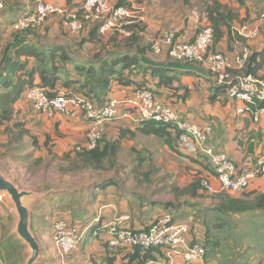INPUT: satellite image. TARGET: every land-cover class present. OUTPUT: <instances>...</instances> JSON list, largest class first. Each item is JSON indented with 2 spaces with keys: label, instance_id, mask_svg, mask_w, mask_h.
I'll list each match as a JSON object with an SVG mask.
<instances>
[{
  "label": "crops",
  "instance_id": "crops-1",
  "mask_svg": "<svg viewBox=\"0 0 264 264\" xmlns=\"http://www.w3.org/2000/svg\"><path fill=\"white\" fill-rule=\"evenodd\" d=\"M15 1L18 2L19 0H5L4 6L2 3L3 0H0V3L3 5V8L0 9V23L2 25L9 26L7 20L10 17L20 18L31 10L30 6L23 9L18 7L19 10L8 13V17V7L11 2ZM20 1L23 4L29 5L30 0ZM65 1L67 0H45L44 2L65 7ZM113 1L116 3L112 4L117 6L118 0ZM185 1L178 0L181 4L177 6L173 0H125L126 5L123 7L128 9L129 16L125 19L122 30L119 32H110L106 35L100 34V36L106 41L116 37H118V41H121L135 35V31H139L138 27L140 25L142 26L143 32L137 33L138 36L144 35L148 40L152 38L154 40L172 29H180L189 39H193L207 25V21L202 11H193L188 14L189 8ZM78 2V0H70L69 3L76 4ZM252 2V0H246V6H241L237 0H233L230 4L235 12L239 14L240 22L236 23L237 27L246 26L250 30L254 29L258 31V35L252 39L242 37V39L230 41L228 34L224 37L218 49L232 61L236 53L241 52L245 48L251 51H259L264 48V21L258 18V12L260 10H255L252 7ZM76 6H80V4ZM6 14L7 18L5 17ZM240 23L244 24L240 25ZM85 31L80 33L68 32L70 37L76 38L80 34L85 36L88 32L87 30ZM41 33L48 34V31H41ZM146 58L153 62L164 64L172 63L173 61L170 59L167 50H164L160 55H156L153 53L151 47ZM185 71L184 69H176L173 71L174 75L179 79V82L175 86L181 87V90L175 96H172L171 91L160 88L158 89L160 93L155 95L156 100L165 105L172 106L183 119L197 124L201 129L210 126L212 128V134L209 138L208 145L216 151L226 153L235 161L238 167L256 166L259 160L264 159V113L258 115L248 111L240 113V110L244 108L245 104L241 101L232 100L226 95H222L213 101L212 99L215 96V78L207 76V74H192L186 73ZM260 76L264 78V70L260 73ZM148 78L150 79V74ZM154 89L157 90V87ZM134 92L135 87L121 88L114 86L112 93L107 96L106 100L110 98L122 100ZM168 96H170L169 99H167ZM177 97H179V100ZM105 101H94V103L96 105H102ZM21 109L27 115V120L30 122L29 127L34 134L42 138L45 134L50 135L53 150L55 140L62 142L58 143L61 144L59 147L62 151H73L79 146H86L87 133L91 128V123L81 113L75 116L58 114L50 119L26 103L21 105ZM139 121L138 116L134 115L130 118L109 122L106 126L103 140L115 141L120 139L123 131L130 130L135 132V136L127 134L126 138L122 140L123 151L130 149L133 153H136L132 158L133 162H137L138 165L142 162L143 166H148V173L146 175L148 180L158 179V183H156L158 186L154 185L155 183L152 184L149 182L150 185H154L151 188H149V185L147 187L150 197L159 195L160 192L165 190H174V194H177L176 190L178 191L180 189L183 191L199 179L206 180L213 185L216 189L214 195L226 194L217 192L219 184L212 167L204 157L185 155L179 152L176 147L173 148L164 144L162 140L154 135H144L138 132ZM163 180H165V184L160 185ZM134 181L137 183V176H135ZM252 192L264 193V177L254 181L246 193ZM195 193L196 195H201L202 191L199 189ZM138 195L139 193L136 191L129 192L122 189L119 185H111L105 189L94 187L82 192L83 197H81V202L86 207V212H89L84 217L87 220V224L81 225L72 219L66 217L61 218L67 219L72 225L82 229L87 228L88 230L85 232L86 238L83 244L87 245L89 242L95 241V252L100 253L102 257L106 254V244L109 240V236L102 230V227L124 216L130 217V220L124 223L125 226L143 230L148 228L152 224L151 222H154L159 217L171 213L178 222L186 223L191 227V234L189 236L191 242H202V239H205L203 228L198 224H201V222L198 221L195 211L192 212V217L188 218V220H183L181 216L183 215L182 209L184 207L172 208L158 205L157 203H149V201L145 202L139 199ZM187 195H194V193L190 191ZM229 195L238 197L242 194ZM44 198L41 199L43 200ZM66 198H71L70 201H67L69 203L75 202V199H72L74 198L73 195ZM53 202L52 204L56 207L52 206V208L56 210L51 221L55 223L60 219L58 218L60 209L58 210L57 206H61V203L60 200H54ZM35 207L32 208V211ZM91 208H94V210ZM201 208H203V205H201ZM152 213L153 215L151 216ZM98 219L99 222H96ZM96 226L101 229L94 232L90 231ZM150 253L152 254L151 259L142 264H149L151 262L154 264H170L165 249L153 250ZM123 255H117L116 264H128V261L122 262ZM102 257H100L98 264H104ZM173 263L182 264V257H175ZM92 264H96V262H92ZM133 264L139 263L133 262Z\"/></svg>",
  "mask_w": 264,
  "mask_h": 264
},
{
  "label": "trees",
  "instance_id": "trees-1",
  "mask_svg": "<svg viewBox=\"0 0 264 264\" xmlns=\"http://www.w3.org/2000/svg\"><path fill=\"white\" fill-rule=\"evenodd\" d=\"M32 1L35 4H30L31 10L35 8L38 2L37 0ZM232 1L202 0L201 2V11L207 21L206 26L211 27L214 31V40L209 49V55L224 54L219 51L218 46L227 34L230 41L242 39V37L234 33L237 27L236 23L240 22V18L239 14L230 5ZM245 1L237 0L241 6L245 5ZM252 1V7L255 10H260L258 18H261L264 14V0ZM185 2L189 6L190 1L186 0ZM22 5L25 4L20 0L11 2L7 14L17 11L19 8L23 9ZM125 5V0H118L116 7ZM75 8L80 9V6ZM7 14L5 15L6 18ZM18 19L10 17L7 20L9 26L0 23V135L6 136V147L9 150L16 149L19 154H25L28 148L32 149L33 153L37 151L43 152L44 150L53 152L50 135L45 134L42 138L34 134L29 127L30 122L27 120V115L21 109V105L24 103L28 104V106L31 105L27 95L32 89L43 90L49 99H55L62 93L69 95L78 94L94 103V101H105L107 96L112 93L114 86L121 88L135 87V90H150L154 95L160 93L158 89L164 88L171 91L172 96H175L181 90V87L175 86L179 79L174 75V70L184 69L186 73L206 74V70L197 64L176 61L164 64L153 62L146 58L150 51L140 43L141 39L137 34L143 32L140 25L138 27L139 31L136 30V34L129 38L121 41L117 39L106 41L100 36L99 29L101 24L91 23L86 26L85 30L88 32L85 36L62 43L54 40L48 41L46 37L48 34H42L41 31L36 30L38 28L15 31L13 26ZM59 19L64 26L63 19ZM243 24L240 23V25ZM86 49H90L88 54H85ZM263 70L264 48L259 51L250 50L249 58L245 62L244 68L231 70V75L233 78L241 75H250L264 79L260 76ZM206 72L207 76L215 78L211 73ZM149 74L150 79L148 78ZM214 84L215 96L212 99L213 101L222 95L228 96L227 87L219 86L216 78L214 79ZM155 87H157V90L154 89ZM169 98L170 96L167 97V99ZM177 99L179 100V97ZM259 108L263 109L264 103L259 104ZM138 132L144 135H154L162 140L164 144L173 148L176 147L179 151L178 131L173 126L152 120H140ZM127 134L135 136V132L130 130L123 131L120 139L115 141H105L103 136L102 141L95 149L81 148L77 150L78 148H75L65 156L56 158L63 163L65 162L64 165L59 167L61 174H81L83 172L100 174L107 170V165L114 169L124 150L122 140L126 138ZM33 153L25 154L22 158H32ZM45 160L42 154L37 156L34 161L35 168L41 170L46 163ZM142 167L143 163L141 162L135 172L140 171ZM202 181L200 179L195 181L189 188L180 191V195L198 197L199 195H196L195 192L202 186ZM97 185L98 183L95 185L92 183L89 185L90 187L78 193L90 190L95 186L98 189H105L111 185L118 184L114 180H109L106 184L101 185L100 183ZM54 188L53 184L49 182H43L41 185L32 187L35 192L45 194L41 204L37 205L33 211L43 218L46 227L49 225L47 223L52 220L56 210L52 208V202L73 195L69 190H54ZM190 191L194 195H187ZM176 192L178 193L177 190ZM241 194L248 195L250 193ZM251 197H255L254 205L229 194L217 195L221 204L219 208L224 213L264 211V194L258 197L257 192H252ZM185 204L184 206L189 205L187 202ZM166 206L172 207L173 205L169 203ZM96 230L98 231L99 227H93L90 231L94 232ZM45 231L46 229H42L43 233ZM121 251L115 252L106 244V254L102 257V262L104 264H116L117 255L124 254L122 262L128 261V264H133V262L142 264L151 259L152 254L150 252L153 250H143L140 247H135L129 251Z\"/></svg>",
  "mask_w": 264,
  "mask_h": 264
},
{
  "label": "built area",
  "instance_id": "built-area-1",
  "mask_svg": "<svg viewBox=\"0 0 264 264\" xmlns=\"http://www.w3.org/2000/svg\"><path fill=\"white\" fill-rule=\"evenodd\" d=\"M2 8L0 3V9ZM128 16V9L116 7L112 0H80V9H68L39 0L34 9L16 21L13 29L23 31L39 28L48 19L59 17L63 19L64 27L73 33L85 31L86 26L91 23H100V34L106 35L121 31ZM261 19L264 21V14ZM234 33L248 39L258 35L257 30H250L246 26L236 27ZM213 40L214 31L209 26L203 27L193 39H189L180 29H173L155 38L151 49L156 55L167 50L173 61L203 67L216 78L219 86L227 87L230 99L245 104L240 113H264V108H259V104L264 103V79L250 75L233 78L231 75V70L244 68L250 50L245 48L236 53L233 61L225 54L209 55ZM27 98L36 111L50 119L58 114L75 116L81 113L91 123L86 146H79L77 150L95 149L102 141L109 122L137 115L140 120H152L175 127L178 131L179 151L185 155L202 156L207 160L219 184L218 193H245L254 181L264 177V159L259 160L256 166L238 167L226 153L216 151L208 145L212 134L210 126L201 129L197 124L183 119L172 106L158 102L150 90H135L125 99L111 98L102 106H97L78 94L62 93L55 99H49L41 89L30 90ZM202 187L210 194L216 193L213 185L206 180L202 181ZM2 202L0 198V203ZM129 220L128 216L120 217L102 227L109 236L107 244L111 250L129 251L135 247L143 250L165 249L170 264H174L177 256L182 257V264H207L204 245L191 242V227L178 222L173 214H164L143 230L125 226L124 223ZM86 230L88 229H82L70 224L67 219L60 218L54 224L53 241L57 246L60 245L63 256L70 255L77 252L85 242Z\"/></svg>",
  "mask_w": 264,
  "mask_h": 264
},
{
  "label": "rangeland",
  "instance_id": "rangeland-1",
  "mask_svg": "<svg viewBox=\"0 0 264 264\" xmlns=\"http://www.w3.org/2000/svg\"><path fill=\"white\" fill-rule=\"evenodd\" d=\"M78 1L79 2L76 4H71L69 3L70 0H67L65 1V7L71 9L77 4H80V0ZM173 1L177 6H180L181 3H179L178 0ZM189 1L188 14L193 11L201 12L202 0ZM2 3L5 6V0H3ZM31 3L35 4V2L31 0L29 1V5L25 4L22 5V7L30 6ZM112 3L115 4L116 2L113 1ZM36 30L48 31V35L46 36L48 41L54 40L66 43L74 39L69 36V30L61 24L60 19L57 17L48 19ZM146 33H148V31H146ZM81 37H83V34L77 35L76 39H80ZM117 38L118 37L113 39ZM140 39V43L150 51V45H152L153 38L148 40L146 36L141 35ZM89 52L90 49L85 50V54H88ZM205 73L207 74L206 71ZM31 106L33 107L32 103ZM6 141V136L0 135V171L20 189L34 191L32 189L34 185H41L43 182H49L55 187L54 190L66 189L73 194L74 198L72 199H75L74 203L67 202L70 201L71 198L60 199L61 206H57V209H60L58 218L66 217L81 225L87 224V220L84 217L85 214H89V212H86V207L82 204L83 202H81V197H83L82 193L80 194L78 192L87 189L92 183L94 185L97 183L99 185L101 183L102 185L104 183L106 184L109 180H114V182L121 186L122 189L129 192L136 191L139 193V199L144 200L145 202L149 201V203H157L158 205L163 206L172 203V208L184 207L182 209L183 215L181 216V219L183 220H188V218L192 217V212L195 211L198 221L201 222V224H198L203 228L205 239H202L203 241L199 242L205 246L207 251L206 260L208 261V264H264L263 210H254L253 212L246 213H224L219 208L221 204L218 201L217 195L207 193L202 186H200L202 194L199 195L198 198L182 196L180 195L181 190L178 188H176L179 191L177 194H174L173 190H165L160 192L159 195L150 197L147 187L149 185V188H151L156 185L158 179H147V165L140 168V171L136 170L137 172H135L138 163L133 162L132 158L136 153H133L130 149H125V151L122 152L114 169H111L110 165H107V170L100 174L83 172L81 174L62 175L59 167L64 165L65 162L63 163L56 158L63 157L70 151L61 150L59 147L61 144H58L62 143L61 141H54L55 144L52 153L48 150L33 153V150L28 148L25 154L33 153V157L29 159H23L22 157L25 154H19L16 149L9 150L6 147ZM40 154L46 159V163L41 170L35 168L34 163L35 158ZM135 176H137L138 179L137 183L134 181ZM149 182L155 184L150 185ZM164 184L165 180H163L160 185ZM251 194L252 193L235 198L248 201L251 205H254L255 197H251ZM257 194L259 197V195L264 193L257 192ZM42 195V198L45 197V194ZM39 199L27 200L32 215V232L37 238L42 251L41 258L37 264H92V262L98 264L102 255L95 252V241L89 242L87 245L83 244L81 248L73 254L66 256L61 254L58 241V246L53 241L55 223L50 221V223H47L49 225L46 227L43 218L39 217L37 212L32 211L33 207L41 204L42 199ZM186 202L189 203V205L184 206L186 205ZM52 205L53 207H56L54 204ZM201 205H203V208H201ZM91 209L94 210V208ZM152 215L153 213L151 216ZM16 223L17 216L14 205L8 197H5L4 201L0 203V264H27L30 258V250L28 246L14 233ZM42 229H46L47 231L43 233Z\"/></svg>",
  "mask_w": 264,
  "mask_h": 264
},
{
  "label": "water",
  "instance_id": "water-1",
  "mask_svg": "<svg viewBox=\"0 0 264 264\" xmlns=\"http://www.w3.org/2000/svg\"><path fill=\"white\" fill-rule=\"evenodd\" d=\"M41 195L34 191L20 189L0 171V198L4 201L5 197H8L14 205L17 216L14 233L30 250V258L27 264H37L42 253L39 242L32 232V215L27 200H37L42 198L43 195Z\"/></svg>",
  "mask_w": 264,
  "mask_h": 264
}]
</instances>
